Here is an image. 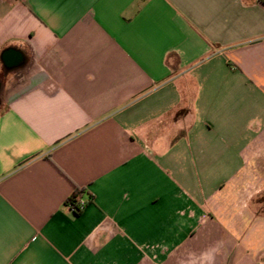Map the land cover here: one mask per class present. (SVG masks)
I'll return each mask as SVG.
<instances>
[{
	"label": "crops",
	"instance_id": "1",
	"mask_svg": "<svg viewBox=\"0 0 264 264\" xmlns=\"http://www.w3.org/2000/svg\"><path fill=\"white\" fill-rule=\"evenodd\" d=\"M0 264H264V0H0Z\"/></svg>",
	"mask_w": 264,
	"mask_h": 264
},
{
	"label": "water",
	"instance_id": "2",
	"mask_svg": "<svg viewBox=\"0 0 264 264\" xmlns=\"http://www.w3.org/2000/svg\"><path fill=\"white\" fill-rule=\"evenodd\" d=\"M4 62L8 66L18 65L22 62L21 54L9 51L4 55Z\"/></svg>",
	"mask_w": 264,
	"mask_h": 264
},
{
	"label": "built area",
	"instance_id": "3",
	"mask_svg": "<svg viewBox=\"0 0 264 264\" xmlns=\"http://www.w3.org/2000/svg\"><path fill=\"white\" fill-rule=\"evenodd\" d=\"M89 202L90 200L80 199L75 205L72 204L67 205V208L70 213H74L77 210V208L80 209V211H83Z\"/></svg>",
	"mask_w": 264,
	"mask_h": 264
},
{
	"label": "trees",
	"instance_id": "4",
	"mask_svg": "<svg viewBox=\"0 0 264 264\" xmlns=\"http://www.w3.org/2000/svg\"><path fill=\"white\" fill-rule=\"evenodd\" d=\"M83 193V190H77L73 196L67 201L66 205L72 204L75 205L79 200H80V196ZM82 213V211H80V209L77 208V210L72 213L74 216H79Z\"/></svg>",
	"mask_w": 264,
	"mask_h": 264
}]
</instances>
